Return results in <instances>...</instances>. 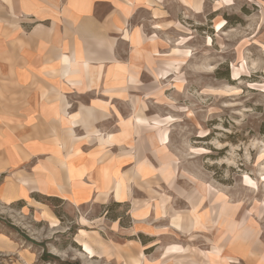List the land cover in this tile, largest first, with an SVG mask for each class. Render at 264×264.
I'll return each instance as SVG.
<instances>
[{
	"label": "rangeland",
	"instance_id": "1",
	"mask_svg": "<svg viewBox=\"0 0 264 264\" xmlns=\"http://www.w3.org/2000/svg\"><path fill=\"white\" fill-rule=\"evenodd\" d=\"M218 1L181 11L138 61L108 129L119 204L54 202L51 228L0 203L1 239L27 263L264 264V6Z\"/></svg>",
	"mask_w": 264,
	"mask_h": 264
},
{
	"label": "crops",
	"instance_id": "2",
	"mask_svg": "<svg viewBox=\"0 0 264 264\" xmlns=\"http://www.w3.org/2000/svg\"><path fill=\"white\" fill-rule=\"evenodd\" d=\"M211 1L0 0V203L54 228V202L115 200L124 154L108 129L138 61L181 11L197 14ZM118 179L126 189V176ZM1 237L0 258L37 264Z\"/></svg>",
	"mask_w": 264,
	"mask_h": 264
},
{
	"label": "bare ground",
	"instance_id": "3",
	"mask_svg": "<svg viewBox=\"0 0 264 264\" xmlns=\"http://www.w3.org/2000/svg\"><path fill=\"white\" fill-rule=\"evenodd\" d=\"M187 1V0H186ZM232 1L233 0H221V1H218L217 3H225V5H231V3H232ZM146 3V2H145ZM148 3V2H147ZM149 7V6H148ZM149 9V8H148ZM218 24H220V22L218 23ZM218 24H216V25H218ZM222 24V23H221ZM217 27V26H216ZM219 27V26H218ZM216 30V29H215ZM187 53V52H186ZM186 56V55H185ZM138 122H143L144 120H137ZM163 140H165V135L163 136V138H162ZM125 177V176H124ZM118 182H117V184H115V194H116V199H118V200H120V199H122V197L118 194V190H117V188H121V190H124V186L122 185V183H121V180H117ZM111 183V182H110ZM125 192V191H124ZM8 196V195H7ZM37 204V203H36ZM82 246H83V248L85 249V250H87L89 253H92L93 251H92V247L90 246V244L87 242V241H83L82 242ZM172 248V247H171ZM169 249V248H168ZM166 251H168V250H166ZM170 251H171V249H170ZM134 264H138V261H135L134 262Z\"/></svg>",
	"mask_w": 264,
	"mask_h": 264
},
{
	"label": "trees",
	"instance_id": "4",
	"mask_svg": "<svg viewBox=\"0 0 264 264\" xmlns=\"http://www.w3.org/2000/svg\"><path fill=\"white\" fill-rule=\"evenodd\" d=\"M115 204H119V203H115Z\"/></svg>",
	"mask_w": 264,
	"mask_h": 264
}]
</instances>
